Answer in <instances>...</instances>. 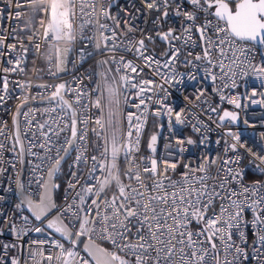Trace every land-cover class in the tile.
Segmentation results:
<instances>
[{"label":"snow or ice","instance_id":"6c2138e0","mask_svg":"<svg viewBox=\"0 0 264 264\" xmlns=\"http://www.w3.org/2000/svg\"><path fill=\"white\" fill-rule=\"evenodd\" d=\"M32 3L35 5L34 10L39 9L47 16L46 26H44L45 21L41 20L45 37H50L54 41L74 39L70 32L73 27L71 19L76 14L75 0H47L46 3H43V0H32ZM41 3H43V7H40ZM172 3H176V0H144L148 10L160 11L164 19L169 16L168 10ZM185 3L191 6V10L184 7ZM111 6V0L107 7H105V0H92V4L89 5L93 12H96L98 8V15L115 21L116 26L119 27L120 22L110 14ZM80 11L84 12V0H81ZM20 15V12L16 13L17 17ZM174 15L184 19L180 35H174L175 29L173 28H169L167 32L157 33V35L166 42H169L171 37L172 40H179L182 44L191 42L195 47L196 43L192 40V33L195 31L202 44V55L197 54L195 61L203 60L205 62V79H210L213 84L217 80L221 82V86L214 87L213 91L222 93L224 89L234 90L240 87V80L249 76L260 79V86L264 87V0H181L180 3H176ZM201 15L204 17L203 23L197 24L196 21ZM159 19L160 17L157 18V20ZM99 27L111 31L113 38L116 36L115 30L109 29L108 25L100 24ZM128 31H132V29L129 28ZM102 39L107 42L109 37L102 35ZM146 39L152 41L153 38L147 36ZM136 44L138 47L135 48V51L140 59L144 60L145 65L149 68H153L155 65L153 71L162 76L165 84L171 87L183 85V74H180L181 78H178L173 68L170 67L174 66L178 59L179 48L169 42V50L162 54L168 58L163 61L162 66L169 69L170 74H162L159 72L161 61L153 55L145 54L147 52L145 40L140 39ZM104 46L107 47V43ZM39 47L37 45V49ZM97 47H100L99 43ZM258 49L262 59L256 63L255 56ZM67 50V48L64 49L65 52ZM55 54L59 69L63 63L59 47L55 48ZM213 54H215V58ZM48 59L51 61L52 56L50 55ZM121 61H123V57H121ZM107 62L101 61V63ZM185 63L197 67V64L192 61L186 60ZM124 67L131 68L132 72H136V67L132 66L131 62L124 64ZM216 69L219 71H214ZM188 79L195 80L196 76L189 75ZM120 80L126 81L133 88L138 87L126 76L120 77ZM151 84V80L140 82L138 93L140 102L134 105L136 109L145 105V97L142 95L145 92L144 86ZM6 87L7 83L5 82ZM40 87L46 86L40 85ZM157 87L165 92L164 100H166L169 95L168 90L164 89L163 85H157ZM247 87L248 85H245L246 89ZM64 88L63 83L56 85L55 91L49 99L54 100L56 97H60L63 104L68 109H72V104L64 101L60 96L61 90ZM147 91L151 92L152 88L149 87ZM104 92L107 94L106 103L109 108L107 123L111 126V140L105 138L104 151L101 153V157L105 161L99 165V170L105 173L103 179H97L93 175L98 170L95 164L97 157L93 156L91 159L94 164L88 176L89 180H96V184L91 185L86 182L88 186L82 187L84 194L77 193L79 204H75L74 198L73 203L66 204L64 207L58 206L53 201L49 182L45 181L43 177H40L38 181L39 187L42 189L38 199L33 200L31 195L25 198L27 208L36 221L42 225L47 221L48 229L54 228L57 233L67 237L70 241L71 246L67 249L62 243L52 241L55 247L61 250L55 259L61 264H239L241 257L248 258V253L245 251L247 236L244 229L248 224H251L256 235L252 244L253 255L257 259V264H264V234H262L264 233V183L254 181L245 184L243 170L229 167L231 164L239 163L241 157L237 154L234 159H225L223 166L217 169L215 175L210 174L211 167L216 163L215 159L209 160L204 157V162L195 167L191 165V162L186 163L185 171L181 173L179 179H172L168 175L169 170L175 171L177 163L168 164L165 162L163 171H160L156 159L141 157V160L148 161V164L141 168L132 153L138 151L140 129L144 123L141 116L146 113L142 112L135 117L132 113L128 114L130 130L127 137H124L119 129V120H114L119 112L120 88L119 86L113 87L105 81ZM203 95L204 92L200 91L196 94L195 99L199 100ZM241 95L248 97L249 94L245 91L243 94L237 93L231 98L221 94L220 99L221 101L228 99L229 104L239 109L241 108ZM257 95L264 97V92L257 93L253 87L251 97ZM103 99L105 98L102 94V99H97L95 102L96 107L101 110L104 106ZM147 99L151 100V97H147ZM77 102H79V97ZM155 103L162 106L170 120L174 115L177 123L185 122V109L182 108L173 113V109L164 105L163 100L158 99ZM250 103L264 104V99L259 101L251 99ZM113 106L116 111L111 110ZM208 111L215 113L217 109L209 108ZM161 114L159 110L154 113L156 116ZM24 115L27 116L28 113ZM134 118L137 124L135 125L136 140L133 145L131 129ZM226 119L236 122L238 113L225 110L223 115L219 116V120L225 121ZM13 123H16L15 117H13ZM78 123L87 125L88 121H78L77 113L72 109L70 122L65 120L63 127H59L58 130L48 126L47 122L37 125L40 131V140H30L28 149L32 156L41 161L40 164L33 167L34 173L36 170L42 169L45 162H50L52 166L47 170L48 177H53L70 149H77V141L82 146H86L88 129L86 127L78 128ZM95 123L101 129L105 128L101 119H97ZM199 123L203 125L202 121ZM46 126L47 131L44 130ZM193 130L199 132L200 127L193 125ZM92 131L95 132V129ZM65 132L69 135L64 136L61 141L60 136ZM96 134L99 137L100 133ZM0 135H3V131H0ZM33 135L35 136V133ZM227 135L232 136L235 142L225 147V154L229 151L237 152L238 145L241 148H246L244 144L240 143L239 134L228 132ZM125 139L128 140V143L124 142ZM16 140L17 143H20L18 128ZM156 142L157 135L153 134L148 143V148L152 153L156 151ZM200 143L204 144L205 139L202 138ZM195 144L196 141L191 137H185L177 138L174 145L170 144L165 147L175 148L176 152L182 155L188 151L186 146ZM3 147L4 145L0 144V149ZM34 148L43 150L45 155L38 156L37 152L32 151ZM13 150L15 151V148ZM77 150L76 163H79L81 159H86L84 152L87 149L83 147L82 150ZM246 151L253 157V160L260 162L255 167L261 174H264V167L260 166L264 164V155L253 152L251 148H246ZM53 152H55V156L52 155ZM61 152L64 153V156L60 155ZM23 154L24 148L21 144L22 163ZM121 156L128 162V168L123 173L119 167ZM122 175L127 178L128 183L122 180ZM72 176L75 177L76 173L73 172ZM133 181L136 186H133ZM113 183H115L118 195L114 194L111 199L100 200L99 198L106 188ZM233 184L236 185L235 188L232 187ZM16 185L18 189H24V184L19 179H17ZM51 187L55 188L58 185L53 184ZM75 187L76 184L69 182V188ZM87 194L94 195L97 199H91V203L88 204L85 199ZM21 195H23V191H21ZM217 201H219L218 211L216 210ZM24 203L25 200H21L15 205V208L21 209ZM53 210L56 215L49 219ZM246 211L252 212L253 219L251 221L245 220ZM69 213L73 218L70 221L71 227L62 219ZM0 215H6V213L0 212ZM21 220L23 221L22 225L11 224L12 231L18 239L29 231L26 227L29 217L22 216ZM193 223L197 225L196 230L192 228ZM76 224H78V229L73 230ZM31 230L40 233L44 229L34 227ZM93 234L110 242L113 250L98 245L92 238ZM83 236L88 237L87 243H84L86 256H80L75 250V246L80 242L79 238ZM234 236L238 237L240 244L235 242ZM43 243L44 241H40V244ZM9 247H15V245H3L5 251ZM31 258L34 264H42L44 260L52 261L54 259L52 255L45 256L42 251L32 252ZM3 259L0 257V262ZM10 264H19V260L12 258Z\"/></svg>","mask_w":264,"mask_h":264},{"label":"built area","instance_id":"2783aa9c","mask_svg":"<svg viewBox=\"0 0 264 264\" xmlns=\"http://www.w3.org/2000/svg\"><path fill=\"white\" fill-rule=\"evenodd\" d=\"M47 0H43L46 3ZM109 0H105V7L108 6ZM181 0H176L180 3ZM41 3L40 7H43ZM176 3H172L169 8V16L167 19L162 17V13L157 10H148L145 7L144 0H111L110 14L116 17L119 27L116 26L115 21L107 19L98 15V8L93 12L89 5L92 0H84V12L80 11L81 0H75L76 14L71 19L73 25L70 35L74 37L68 40L69 52L66 60V70L62 78L64 79V95L69 103L77 113V120H87V125L78 123V128H87V144L82 146L77 141V149L82 150L86 147L84 156L86 159H81L76 163L77 149H71L69 155L61 164L63 177L61 184L58 181L54 185L60 186L59 200L56 204L64 207L66 204H79L77 193L82 192L83 186H88L86 182L91 185L96 184V180H89L88 173L93 167V160L91 157H97L95 164L98 170L93 174L97 179H103L105 173L99 170V165L105 161L101 157L104 151L105 138L108 130L106 126L105 102L102 100L103 109L96 107V100L102 99L103 92V77L109 74L115 87L119 86V129L124 137H127L129 132V122L127 116L129 113L139 116L142 112L146 113L141 116L144 121L140 129L139 148L134 151L132 155L135 157L137 164L143 168L148 164L147 160H141V157H151L157 160L158 168L163 171L164 163H177L175 171L169 170L168 175L172 179H179L181 173L185 171L184 165L191 162V165H196L204 162L203 158L207 157L209 160L215 159L216 163L210 169V174L215 175L217 169L223 166L225 159H234L237 154L241 157L239 163L229 165L234 169H241L244 172V183L249 184L254 181L264 183V174H261L256 164L260 162L253 160V157L246 151V148H251L253 152H258L264 155V104H252L251 99L257 101L264 99V97L257 95L251 97L253 87L257 93L264 92V87H261V80L249 76L239 81L240 87L236 89H224L223 92L213 91L214 87H220L221 82L217 80L215 84L210 79H205L204 72L205 62L203 60L196 62L195 56L202 55V44L199 40L198 34L193 31L192 40L195 41L196 46L192 43L182 44L179 40H172L169 42L176 48L180 49L178 59L175 61L173 68L178 78L183 74V85L178 87H171L164 83L161 75L156 74L153 68L145 65L144 60L140 59L135 48L140 39L145 40L147 49L146 55H153L156 59L161 61L159 72L162 74H170V70L164 68L163 61L168 57L162 54L169 50V42L163 41L157 33L167 32L169 28L175 29L174 35H180L181 25L184 23L183 17L174 15ZM19 5V7H18ZM187 10H191V6L184 4ZM35 5L32 0H0V144H3V149H0V212L6 215H0V257L3 261L0 264H10L12 258H17L19 264H34L31 258L32 252H43L45 256L52 255V261L44 260L42 264H61L55 259L59 255L60 249L55 247L52 241L62 243L65 249L71 245L66 244L61 238L46 230L39 221H36L27 214L26 210L21 207L17 210L15 205L20 202L17 195L16 181L20 173V155L13 135V114L17 106L27 101L20 108L18 112L17 126L21 137V142L24 148V164L21 172V183L24 184L23 192L33 199H36L40 187L38 184L39 178L44 176L46 169L50 166V162H45L42 169L33 172V167L40 164L41 161L37 157L29 153V141L40 140V131L37 127L39 124H45L53 129L58 130L63 127L65 120H69V111L59 99L54 100H40L47 97L53 92L56 82L60 76L56 73L55 60V43L50 37L44 36V26L47 23V16L39 9L34 10ZM20 12L19 17L16 13ZM160 17L159 20L157 18ZM41 20L45 21V25H41ZM203 15L196 21L197 24L203 23ZM100 24H106L109 29L116 32V36L112 37V32L108 29H101ZM131 28L132 31H128ZM103 36H108L109 40L105 42ZM147 36L153 39L149 41ZM131 42V43H130ZM100 47H97V44ZM107 43V47H105ZM39 45V49H37ZM143 51V50H142ZM52 56L51 61L48 57ZM170 55V53H169ZM214 58H215V54ZM123 57V61H121ZM262 57L259 54V49L255 56V62L259 63ZM186 60L197 64L193 67L191 64L185 63ZM101 61H108L101 63ZM131 62L132 66L136 67V72H132L131 68H125L124 64ZM119 69V70H117ZM141 69H143L141 71ZM214 71H219L218 69ZM189 75H195V80H189ZM126 76L132 83L138 87L133 88L126 81L120 80V77ZM151 80V85H146L145 92L142 94L145 97V105L140 109L134 107L138 104L139 86L141 81ZM5 82L7 87L5 88ZM45 85L46 87H40ZM99 85V90H98ZM157 85H163L167 89L169 95L164 100L165 92ZM245 85H248L247 89ZM152 91H147L148 88ZM203 91L204 95L199 100L195 99L198 92ZM248 92V97L241 95V108H236L234 105L228 103V99L221 101L220 96L223 94L227 98L235 96L237 93L243 94ZM79 97V102L77 98ZM147 97H151L148 100ZM187 97V99H185ZM163 100L164 105L171 107L173 113L180 109H185L184 123H177L174 115L169 116L164 112L161 105L155 103L156 100ZM209 108H216L215 113L208 111ZM227 109L238 113V120L232 122L230 120L220 121L218 116L221 109ZM48 111H45V110ZM55 109V111H52ZM161 111L160 116L154 115L156 111ZM28 113L27 116L24 114ZM97 119H101L105 124V128L95 123ZM203 122L201 125L199 122ZM136 119L132 121L133 136L131 143L134 145L136 140L135 125ZM193 125L200 127V131L193 130ZM95 129V132L92 131ZM47 131V126L44 129ZM228 132L239 134L240 143L244 144L246 148H241L238 145L237 152L229 151L225 154V147L234 143L233 137L227 135ZM35 133V136L33 135ZM96 133H100L99 137ZM157 135V142L155 145L156 151L152 153L148 148L150 137ZM69 133H62L61 141L64 136ZM191 137L196 141L195 145L186 146L188 151L182 155L178 154L175 148L165 147L166 145H174L177 138ZM205 139V143L201 144L200 140ZM55 139V137H53ZM219 141V143H217ZM125 143L128 140L125 139ZM227 142V143H226ZM109 149L110 146L108 145ZM15 148V151L13 150ZM32 151L37 152L38 156H43L45 153L39 148H34ZM171 153V155H170ZM55 156V152L52 153ZM264 167V164L260 165ZM119 167L121 173L128 168V162L121 156L119 160ZM76 176L73 177L72 173ZM125 183H128L126 177L121 176ZM69 182L76 184L75 188H69ZM133 186L135 182L133 181ZM236 187L235 184L232 185ZM55 187L54 189H56ZM116 194L118 195L115 183L106 188L105 192L99 198L111 199ZM85 199L88 204L91 199H97L94 195L87 194ZM103 208V205H101ZM219 201L216 202V210L218 211ZM55 212V210H53ZM56 213V212H55ZM22 216L29 217L26 227L29 229L26 235L20 239L12 231L11 224L15 223L18 226L23 224ZM83 216V213H81ZM245 220L251 221L253 214L251 211H246L244 214ZM64 221L71 227V214L62 217ZM34 227H42L44 230L40 233L32 231ZM193 230L197 229V225L193 223ZM78 229V224L73 230ZM247 236V246L245 251L248 253V258L241 257L239 264H257V259L253 255L252 244L256 239L254 229L251 224H248L244 229ZM264 234V233H262ZM88 238L87 236H84ZM92 238L102 244L105 248L113 250L110 242L102 240L98 235L93 234ZM233 239L237 244H240L238 237ZM40 241H44L40 244ZM35 242V243H32ZM15 245L9 247L6 251L3 245ZM244 247V245H241ZM80 256H86L81 250L75 248ZM231 258V257H230ZM40 259V257H37Z\"/></svg>","mask_w":264,"mask_h":264},{"label":"water","instance_id":"95a60500","mask_svg":"<svg viewBox=\"0 0 264 264\" xmlns=\"http://www.w3.org/2000/svg\"><path fill=\"white\" fill-rule=\"evenodd\" d=\"M56 47H59V49H60L61 59L63 60V63L60 65V67H59V69H58V68H57V59H56V54H55V60H56V73H57L58 76H60V79L56 82L55 86L58 85V84H61V83L64 84V79L62 78V76L64 75L65 70H66V60H67V55H68V52H69V44H68V40H67V39H63V40H60V41H56V43H55V48H56ZM65 48L68 49L67 52L64 51ZM54 91H55V87H54L53 92H54ZM53 92H52V93H53ZM52 93H50L47 97H44V98H42V99H40V100H52V99H49V97H51ZM60 96L63 97V100H64V101L69 102L68 99H67V98L65 97V95H64V89L61 90ZM55 99H59V100H60V97H56ZM23 104H25V102H21V103L18 105V106H19V110H20V108L23 106ZM18 106H17V108L15 109L14 114H13V117L16 118V123L14 124V123H13V120H12V123H13V135H14V139H15V142H16V145H17V148H18V151H19V155H20V148H21V144H22V142H21V137H20V143H17V140H16V134H17V128H18V126H17V120H18V112H19V111H18ZM65 107L67 108L66 105H65ZM67 109H68V108H67ZM72 109H74V108L72 107ZM72 109H68V111H69V120H70V118H71V111H72ZM19 136H20V134H19ZM70 151H71V149H70ZM70 151H69V153H70ZM69 153H68V155H69ZM60 155H61V156H64V153L61 152ZM68 155H67V156H68ZM67 156L64 157V159L62 160L61 164L63 163V161L66 159ZM22 160H23V163L21 162V156H20V173H19V176H18V179L20 180V182H21V179H20V177H21V172H22L23 164H24V154H23ZM61 164H60L58 170L56 171V173L54 174L53 177L49 178V177H48V171H47L48 168H50V167L52 166V164H50V166L46 169V171H45V173H44V176H43V179H44L45 181H48V182H49L50 191H51V194H52L53 201H54V188H52L51 185H53L54 182H55V178H56L57 172L59 171V169H60V167H61ZM21 191H23V190H20V189L17 188V195H18V198H19L20 201H21V200H25V203H24V205H23V208L26 210V212H27V214L30 216V218H32V219L35 220L34 216H33L32 213H31V211L27 208V202H26V199H25V198L28 197V196H27L24 192H23V195H21ZM40 191H42L41 188H40ZM39 193H40V192H39ZM38 196H39V194H38ZM38 196H37L36 199H38ZM31 198H32V197H31ZM32 199H33V198H32ZM36 199H33V200H36ZM55 215H56V213H55V212H52V214H51L48 218H49V219H52V218L55 217ZM63 220H64V219H63ZM64 223H66V222L64 221ZM46 224H47V221H45L44 224L42 225L46 230L52 232L53 234H55L56 236H58L59 238H61L66 244H69V245H70V241H69V239H68L67 237L62 236L60 233H57V232L55 231L54 228H53V229H48V228L46 227ZM66 224H67V223H66ZM79 240H80V242L77 243V245L75 246V248H77V249L81 250L83 253H85V252H84V243H87L88 238H86V237L83 236V237H80ZM95 242H96V241H95ZM96 243H97L98 245H100L101 247H104L102 244H100V243H98V242H96ZM104 248H105V247H104ZM85 254H86V253H85Z\"/></svg>","mask_w":264,"mask_h":264},{"label":"rangeland","instance_id":"374dc122","mask_svg":"<svg viewBox=\"0 0 264 264\" xmlns=\"http://www.w3.org/2000/svg\"><path fill=\"white\" fill-rule=\"evenodd\" d=\"M105 81H107L108 84H111L113 87H115V84H114L113 81L111 80L110 75H109V74H106V75L103 77V92H104V83H105ZM106 95H107L106 92H104V98H105V99H104V102H105V113H106V126H107V130H108L107 138H108L109 141H110V140H111V126L108 125V123H107V117H108L109 108H108L107 103H106ZM111 110H112V111H116L115 106H113V108H112ZM225 110H227V109H225V108L221 109L219 116H220V115H223V112H224ZM227 111H231V110H227ZM232 112H235V111H232ZM219 116H218V120H219ZM114 120H119V119H118V114L116 115V117H114ZM109 146H110V148H111V144H110V142H109Z\"/></svg>","mask_w":264,"mask_h":264},{"label":"trees","instance_id":"16d2710c","mask_svg":"<svg viewBox=\"0 0 264 264\" xmlns=\"http://www.w3.org/2000/svg\"><path fill=\"white\" fill-rule=\"evenodd\" d=\"M62 177H63V172H62V166H61L55 178V181H58L59 185L61 184ZM59 192H60V186L54 189V202L55 203L58 202L59 200Z\"/></svg>","mask_w":264,"mask_h":264}]
</instances>
